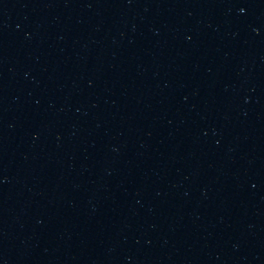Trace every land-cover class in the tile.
<instances>
[{"label":"water","instance_id":"1","mask_svg":"<svg viewBox=\"0 0 264 264\" xmlns=\"http://www.w3.org/2000/svg\"><path fill=\"white\" fill-rule=\"evenodd\" d=\"M0 264H264V0H0Z\"/></svg>","mask_w":264,"mask_h":264}]
</instances>
